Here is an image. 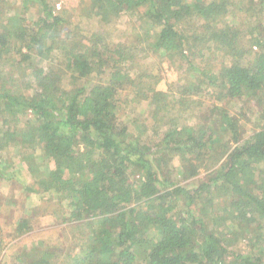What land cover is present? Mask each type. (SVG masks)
I'll use <instances>...</instances> for the list:
<instances>
[{
  "label": "trees",
  "instance_id": "obj_1",
  "mask_svg": "<svg viewBox=\"0 0 264 264\" xmlns=\"http://www.w3.org/2000/svg\"><path fill=\"white\" fill-rule=\"evenodd\" d=\"M20 3L0 7V180L11 146L25 163L48 158L37 183L68 202L70 239L16 264H264V0H81L74 15ZM236 9L254 17L247 30L225 19ZM125 17L140 37L112 43ZM156 64L181 75L176 95L157 88ZM243 99L257 113L246 137L225 106ZM128 105L144 116L122 121ZM228 223L238 231L206 227Z\"/></svg>",
  "mask_w": 264,
  "mask_h": 264
},
{
  "label": "rangeland",
  "instance_id": "obj_2",
  "mask_svg": "<svg viewBox=\"0 0 264 264\" xmlns=\"http://www.w3.org/2000/svg\"><path fill=\"white\" fill-rule=\"evenodd\" d=\"M52 1L56 11L61 8L72 9L70 14L73 13L74 15L76 13L73 12V9H75L76 12L79 11L81 0ZM0 2H3L0 4V7L5 9L7 13H13L16 9L21 8L20 0H1ZM240 5H242V2L239 3V6ZM12 10L14 11L10 12ZM34 11L35 8H32L26 18L31 20ZM235 11V15H229L225 19L232 25H239L241 30H247L250 23L254 20V17H241L239 11L237 9ZM110 26V29L106 32L109 34V39L112 43L118 40L132 41L136 37H140L141 34L140 31L137 33V23L134 25L133 21H129L127 17L112 22ZM102 29L105 30L106 28L103 27ZM253 51H256V49H253ZM41 64V66H43L44 63ZM155 66L161 69V77L157 88L163 91L171 89L175 94V85L182 83V80L177 84L174 83L181 75L173 72L172 68L167 67L166 64H156ZM185 81L186 80H184V82ZM202 96L201 99L203 101L201 103L205 108L210 103H213L205 94H202ZM218 105L220 106L221 104ZM225 106L229 112L233 113L239 119L240 125L244 131V134H242L243 137H246L247 134H250L255 129L257 113L252 103L243 99L227 101ZM133 109H136L134 105H128L124 108L120 115L121 120L126 122L130 118H142L144 116V113L131 112ZM182 114L185 115L183 118L188 121L189 124L197 121L194 115H188L187 113ZM180 120L182 121V119ZM1 158L11 163L12 166H10L8 171H10L12 177L11 179L0 180V264H16V257H18L22 251L29 250L31 246L37 244H56L65 246L70 239V235L67 224L61 223L62 219L60 218L59 209H68V202L59 200L58 196L55 194L42 191L37 183L38 179L52 168V162L48 158H45L40 152L36 151L34 152V159L32 162L25 163L20 159L19 147L12 146L4 150ZM171 169L175 170L173 176L175 175V179L179 180L180 177L177 173L181 171V167L177 160L172 161ZM199 172L198 178H200V176L204 177L207 173L205 169H200ZM191 181L192 180L181 182V184L187 185L190 184ZM194 181L195 180H193V182ZM25 188H29L30 190H25ZM221 202L223 203L224 200ZM23 218L30 222L29 231L22 235H16V225L18 221ZM226 225L225 228L222 226L216 227L215 225L206 227L209 230L223 232L226 235H228V230L238 231L236 224L232 226V224L228 223ZM233 244H230L233 245L231 246L232 250L246 249L245 244L241 241H237Z\"/></svg>",
  "mask_w": 264,
  "mask_h": 264
}]
</instances>
